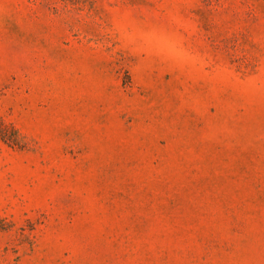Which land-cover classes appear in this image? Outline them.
I'll return each mask as SVG.
<instances>
[{"label":"rangeland","instance_id":"rangeland-1","mask_svg":"<svg viewBox=\"0 0 264 264\" xmlns=\"http://www.w3.org/2000/svg\"><path fill=\"white\" fill-rule=\"evenodd\" d=\"M0 264H264V0H0Z\"/></svg>","mask_w":264,"mask_h":264},{"label":"trees","instance_id":"trees-1","mask_svg":"<svg viewBox=\"0 0 264 264\" xmlns=\"http://www.w3.org/2000/svg\"><path fill=\"white\" fill-rule=\"evenodd\" d=\"M3 137V136H2Z\"/></svg>","mask_w":264,"mask_h":264}]
</instances>
